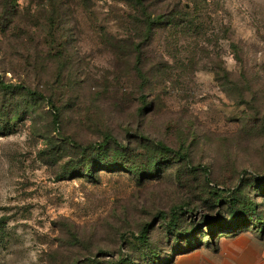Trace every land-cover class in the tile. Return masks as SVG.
I'll use <instances>...</instances> for the list:
<instances>
[{
    "label": "rangeland",
    "instance_id": "rangeland-1",
    "mask_svg": "<svg viewBox=\"0 0 264 264\" xmlns=\"http://www.w3.org/2000/svg\"><path fill=\"white\" fill-rule=\"evenodd\" d=\"M198 1L141 40L142 77L127 1L0 0V264H153L218 216L264 221V0Z\"/></svg>",
    "mask_w": 264,
    "mask_h": 264
},
{
    "label": "trees",
    "instance_id": "trees-1",
    "mask_svg": "<svg viewBox=\"0 0 264 264\" xmlns=\"http://www.w3.org/2000/svg\"><path fill=\"white\" fill-rule=\"evenodd\" d=\"M127 1L129 4L133 5L136 14H134L133 16V20H134V24L136 26V32L138 33L137 39H139L138 42L133 41L132 45H134V52L136 55V71L139 74V76L143 77L140 65L142 62V58H143V45L145 44V42L143 41H149L150 39L153 38L154 34H155V30L159 27H177L178 24L180 23H190L192 22V14L196 13L198 11H200L201 6H200V2L198 0H188L186 2H180V0L178 1L179 4L173 5L168 4V7L165 9L164 12H159L156 15H154L153 10H152V1L151 0H125ZM160 1V0H159ZM173 2V0H170V2ZM176 3V2H175ZM192 4V5H191ZM3 6L4 9L7 11H9L11 9V7L13 6V0H3ZM179 7L178 9H176V7ZM1 23V22H0ZM1 25V24H0ZM189 25V24H188ZM187 27V24L186 26ZM232 50H233V54H234V58L236 60V62L238 63V65L240 66L239 68V73L241 75H245L246 76V68H245V61H244V57H243V53H242V48L238 43L232 42L231 44ZM214 73L216 74L217 79L221 80V79H228L230 82H232V79L230 78V76H232V72L229 71L228 69H226V67L220 65V64H215V68L213 69ZM233 84H236L235 82H232ZM236 87V86H235ZM22 88H24L25 91L29 92L28 87H26L25 85H22ZM33 93V92H32ZM37 94V92H34ZM40 96H42L40 93H38ZM107 141L105 140L104 143H101L98 145V150L102 151L104 149H106V145H108V140L112 138V136H108L107 137ZM77 146V144H76ZM82 147V146H81ZM158 147L160 148V150L162 151V153L165 154H173L177 159L179 160H183V159H187L186 154H184L183 152L180 151H176L173 148L164 145L163 143H158ZM81 150L84 151V148H81ZM96 151V150H95ZM92 155L91 153H88V156ZM87 159V158H86ZM88 160H86L87 163ZM132 169L137 168L136 166H132ZM76 168H73V172L75 171ZM139 170V168H137ZM146 171H148L149 169H144ZM91 171V170H89ZM93 172L91 171L90 174H92ZM245 201L240 200L239 198H232L231 200V207H234V209H239L241 211H243V209H245ZM251 209L255 210L254 207L251 206ZM167 215L165 213L162 214V218L166 219ZM244 217V216H243ZM242 220V219H240ZM220 221H222L220 223ZM239 220H233L230 221L229 223L224 222L222 220L221 216H218L215 219L209 220L206 222V224L204 225V228L206 229V227L208 228V233L210 234V238L209 241L207 243H217L219 238L222 236H235L237 234H239L240 232H242L243 230H245L248 226L251 227L256 221L257 223H260V227L257 228V230L259 232H263L262 231V226H264V221L263 220H255V222H246V223H239ZM179 223V216L177 214V210H173L172 211V217L170 218V220L168 221L169 226L172 229H176ZM203 228V231H205ZM175 234H178V232L176 231ZM148 236V226L144 227L141 232L140 235L138 236V238L142 241H146ZM181 237V236H179ZM186 241L190 240V238L192 236H186ZM189 237V238H188ZM185 239V238H184ZM193 239V238H192ZM203 244V243H202ZM200 243V245H202ZM200 245L193 247V248H185V249H181L179 252H176L175 254H173L170 257V254L167 255L166 257L161 258L160 260H157L156 263L153 264H164L165 262H167V264H170L174 258V255H176L177 253L180 252H184V251H188V250H192L195 249L197 247H199ZM128 264V263H125Z\"/></svg>",
    "mask_w": 264,
    "mask_h": 264
},
{
    "label": "crops",
    "instance_id": "crops-1",
    "mask_svg": "<svg viewBox=\"0 0 264 264\" xmlns=\"http://www.w3.org/2000/svg\"><path fill=\"white\" fill-rule=\"evenodd\" d=\"M170 264H264V231H242L177 253Z\"/></svg>",
    "mask_w": 264,
    "mask_h": 264
}]
</instances>
